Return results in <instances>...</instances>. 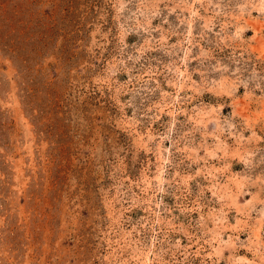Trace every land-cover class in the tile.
Instances as JSON below:
<instances>
[{"label": "rangeland", "instance_id": "1", "mask_svg": "<svg viewBox=\"0 0 264 264\" xmlns=\"http://www.w3.org/2000/svg\"><path fill=\"white\" fill-rule=\"evenodd\" d=\"M0 264H264V0H0Z\"/></svg>", "mask_w": 264, "mask_h": 264}, {"label": "bare ground", "instance_id": "2", "mask_svg": "<svg viewBox=\"0 0 264 264\" xmlns=\"http://www.w3.org/2000/svg\"><path fill=\"white\" fill-rule=\"evenodd\" d=\"M256 24V23H255ZM255 24H254V26H255ZM257 26V25H256ZM258 27V26H257ZM255 28V27H254ZM259 222V221H258Z\"/></svg>", "mask_w": 264, "mask_h": 264}]
</instances>
